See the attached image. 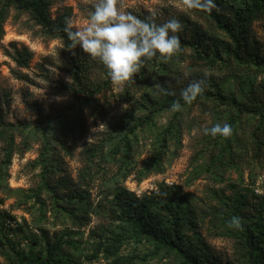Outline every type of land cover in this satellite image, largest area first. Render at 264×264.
<instances>
[{
	"label": "rangeland",
	"instance_id": "374dc122",
	"mask_svg": "<svg viewBox=\"0 0 264 264\" xmlns=\"http://www.w3.org/2000/svg\"><path fill=\"white\" fill-rule=\"evenodd\" d=\"M215 2L212 12L239 46L183 0H118L140 19L155 13L157 24L176 18L183 25L180 49L167 62L145 61L120 87L98 60L43 37L28 14L16 20L11 12L0 43V102L15 147L8 166L0 140V264H35L50 249L70 264H185L134 234L120 212L122 189L139 199L180 195L177 228L198 264H253L246 236L228 226L233 216L255 238L262 230L256 264H264V117L244 110L264 109V65L238 60L264 62V0ZM94 3L59 0L50 13L55 19L71 10L75 30ZM23 47L32 53L26 68L13 60ZM74 65L82 87L74 84ZM197 79L205 80L203 94L171 112L181 89ZM156 84L175 95L160 94ZM70 85L75 94L65 90ZM215 123H233L229 143L203 134ZM157 212L167 238L177 241L174 218L159 206Z\"/></svg>",
	"mask_w": 264,
	"mask_h": 264
},
{
	"label": "clouds",
	"instance_id": "9594fccd",
	"mask_svg": "<svg viewBox=\"0 0 264 264\" xmlns=\"http://www.w3.org/2000/svg\"><path fill=\"white\" fill-rule=\"evenodd\" d=\"M183 5L186 10L205 13H211L217 8L215 0H183ZM182 30L183 25L176 18L157 24L153 13L147 19H140L125 11L118 0H95L82 26L74 30L71 18H66L64 27L69 46L72 49L79 47L88 57L98 60L112 84L117 87L133 79L145 61L157 58L167 62L180 49L177 33ZM155 87L162 95H175V92L161 84ZM205 87L203 79L190 82L181 89L180 100L171 104L170 111L179 112L183 105L192 104L203 94ZM201 131L213 138H227L232 134V128L227 123H215L211 127H203ZM228 226L240 229L241 218L233 216Z\"/></svg>",
	"mask_w": 264,
	"mask_h": 264
},
{
	"label": "trees",
	"instance_id": "16d2710c",
	"mask_svg": "<svg viewBox=\"0 0 264 264\" xmlns=\"http://www.w3.org/2000/svg\"><path fill=\"white\" fill-rule=\"evenodd\" d=\"M59 0H0V43L5 36V24L7 23L10 14L12 11L18 13L16 20L19 19L20 15L28 14L32 20L42 28V35L47 39L60 40L63 42L64 46L68 50H73L69 45L70 41L67 38L66 33L64 32L65 19L71 18V10L66 9L62 13L58 14L55 19L51 16V9ZM205 13V12H204ZM209 15L223 30L228 34L236 46H239L240 42L238 37H236L233 30L230 29L227 25H224L219 17L211 12L206 13ZM13 60L17 66L21 68H26L32 59V53L26 48L23 47L21 50L15 48ZM208 63H214V59L209 56L204 57ZM242 63L254 64L257 66H263L264 62H259L256 59L243 60L238 59ZM73 80L74 84L78 87L83 86L82 82V72L81 69L74 65L73 71ZM85 92H89L86 87H83ZM82 89V88H80ZM65 90L75 94L77 92L75 86L70 85L66 86ZM100 91H95L94 94H97ZM92 95V92H91ZM245 111L251 112L255 115H260L264 117V109L247 107ZM143 123L145 119H140ZM232 128V133L234 131L233 123H229ZM9 127H11L4 120V113L2 108V103L0 102V140L6 144L5 148V164L10 165L14 153L15 147V135L11 134ZM230 137L224 138L225 141L229 143ZM125 156L128 158L131 151V142L126 137L125 145L123 149ZM162 200L163 203H160L158 200ZM118 200L120 204L121 215L130 223L134 229V234L137 236H146L152 241L161 247H168L171 252H175L185 261V264H198V257L187 250L184 249L182 241L183 237L180 236L179 230L177 228L180 221L179 209L181 207L182 197L180 195H175L172 193L163 194L161 191L156 196H144L143 198H137L133 193H130L122 189L118 193ZM159 209L166 211L167 214L171 215L174 219L173 222L176 223V228L174 230L177 241L173 242L169 240L164 233V228L162 227L163 220L161 219L160 213L157 212ZM241 231L245 236V243L249 248V256L253 264L257 263L256 251L261 244V235L260 234L255 238L251 236L247 230H244L242 227L236 229ZM109 254H113L112 247L105 248ZM40 259V260H39ZM68 259L64 255L59 254L57 249H50L47 253L46 258H38L35 261V264H70L67 263ZM34 264V263H33Z\"/></svg>",
	"mask_w": 264,
	"mask_h": 264
},
{
	"label": "built area",
	"instance_id": "2783aa9c",
	"mask_svg": "<svg viewBox=\"0 0 264 264\" xmlns=\"http://www.w3.org/2000/svg\"><path fill=\"white\" fill-rule=\"evenodd\" d=\"M6 226H7V227H13V223L8 222V223L6 224Z\"/></svg>",
	"mask_w": 264,
	"mask_h": 264
}]
</instances>
